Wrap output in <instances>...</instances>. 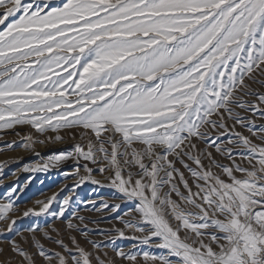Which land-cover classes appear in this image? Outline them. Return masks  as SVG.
Segmentation results:
<instances>
[{
    "label": "snow or ice",
    "instance_id": "6c2138e0",
    "mask_svg": "<svg viewBox=\"0 0 264 264\" xmlns=\"http://www.w3.org/2000/svg\"><path fill=\"white\" fill-rule=\"evenodd\" d=\"M0 26V131L29 128V151L77 141L24 171L74 160L77 187L100 183L95 166L130 204L133 235L119 236L162 250L101 254L73 222L85 218L66 216L71 198L50 211L55 193L23 217L66 220L67 242L55 228L44 232L53 250L8 239L3 264H264V0H0ZM22 191L0 197V237L20 234Z\"/></svg>",
    "mask_w": 264,
    "mask_h": 264
},
{
    "label": "rangeland",
    "instance_id": "374dc122",
    "mask_svg": "<svg viewBox=\"0 0 264 264\" xmlns=\"http://www.w3.org/2000/svg\"><path fill=\"white\" fill-rule=\"evenodd\" d=\"M241 115L250 114L242 112ZM255 122L259 125L264 123V120L257 119ZM231 124L232 122L229 121L230 126ZM29 131L30 129L27 127H17L14 130L0 131V197H3L8 189L14 185H19V187L23 189L22 192L18 193V198L15 202L16 211L11 214L12 218L17 221L15 229L20 234L17 235L16 232H13L7 237H0V249H4V255L0 256V264H3V261L9 256L7 245L8 239H15L17 242H20L22 237L27 238L29 242L35 239L46 249L53 250L55 249V245L44 237V232H48L53 238H56L55 232L51 231L55 228L61 231L65 242H67L68 237L65 232L66 220H57L49 214H42L39 217L34 215L23 217V213L30 208L38 210L39 206L36 204L37 201H46L55 193H58L59 195L50 206V211H57L60 207V202L65 198H71L72 204L66 212V216H70L71 212L75 211L77 215L85 218L82 224L77 220H73V222L79 224L81 228H84L85 226L87 227V238L89 240L104 245L100 248L101 254L106 252L109 257H113L114 248H119L125 251L131 249L132 245L137 242L120 237L119 233L116 231V229L123 230L126 237L133 235L132 231L124 228L122 223V219L129 218L128 216H125L124 213L130 207V204L121 199L122 194L119 193L118 189L111 186L110 181L105 179L107 173L102 175L95 166L89 164V167H93L94 169L91 173L92 179H95L100 183L93 184L91 180H88L79 184V186L74 187V185H77L79 179V177L75 175L76 162L74 160H67L58 166L49 167L46 171H24L25 167L33 168L42 165L54 154L68 152L71 150L73 144L77 142L66 136L64 142L69 139L71 144L65 147V150H53L52 154L38 157V155H33L34 152L47 146H55L59 142L36 143L33 145L31 151L26 150L22 146L21 141L24 135ZM235 131L242 132L244 135H250L247 129L241 128L239 125L235 126ZM16 133H20V135H17ZM215 135L218 134L214 133V136ZM39 139H44V137H39ZM224 139L225 137H221V140ZM8 143H15V147L12 149L5 148L4 145ZM201 147L204 148L205 145H201ZM208 150L215 154L214 148H209ZM216 158L221 163H229L218 154H216ZM80 163L83 164L84 161H80ZM176 167L180 168L181 171H185L179 164H177ZM80 175L86 176L88 174L81 169ZM237 175H239V173H237ZM185 176H188L186 171ZM80 201H86L87 206L80 203ZM93 204L96 208H101V211H95L93 209ZM104 204H107L110 207L104 209L102 207ZM114 205H120V208L116 211H112L111 206ZM34 225L38 226L40 230L35 233L28 232L27 229ZM5 228L6 222H0V232L4 231ZM73 234L77 235V238L80 240L83 247L88 249L91 248V245L85 243L84 236L78 233ZM135 235L139 236L140 234L136 233ZM112 241H114V244L111 243ZM23 246L27 248L28 244H24ZM137 247L156 254H159L162 251L160 249L151 248L150 246H141L138 243ZM132 250L134 251L135 249ZM12 264H20L19 258L17 257L13 259ZM117 264H127V262L117 260Z\"/></svg>",
    "mask_w": 264,
    "mask_h": 264
},
{
    "label": "bare ground",
    "instance_id": "6f19581e",
    "mask_svg": "<svg viewBox=\"0 0 264 264\" xmlns=\"http://www.w3.org/2000/svg\"><path fill=\"white\" fill-rule=\"evenodd\" d=\"M68 138V137H67ZM71 144L70 140L68 139L66 142H59L58 144H56L55 146H47L43 149L38 150L37 152H34L33 155H37V153L39 154L38 157L42 156V155H46V154H52L53 150H57V149H64L65 147L69 146ZM65 150V149H64ZM28 157V156H27ZM24 159V158H23Z\"/></svg>",
    "mask_w": 264,
    "mask_h": 264
}]
</instances>
